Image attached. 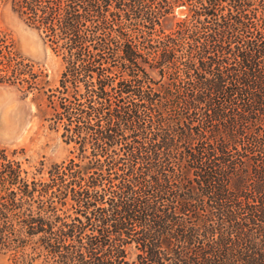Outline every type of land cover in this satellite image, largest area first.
<instances>
[{
    "label": "trees",
    "instance_id": "1",
    "mask_svg": "<svg viewBox=\"0 0 264 264\" xmlns=\"http://www.w3.org/2000/svg\"><path fill=\"white\" fill-rule=\"evenodd\" d=\"M10 1L60 56L50 120L71 149L30 178L0 149V250L264 264V0Z\"/></svg>",
    "mask_w": 264,
    "mask_h": 264
},
{
    "label": "rangeland",
    "instance_id": "2",
    "mask_svg": "<svg viewBox=\"0 0 264 264\" xmlns=\"http://www.w3.org/2000/svg\"><path fill=\"white\" fill-rule=\"evenodd\" d=\"M0 39L2 46L10 47V54L5 47L2 58L0 53V68L8 55L9 69L15 64L21 72H15L19 83H0V149L28 178L44 176L51 165L68 158L71 149L59 137L61 126L50 120L62 61L10 0H0ZM0 264L17 263L10 251L0 250Z\"/></svg>",
    "mask_w": 264,
    "mask_h": 264
}]
</instances>
